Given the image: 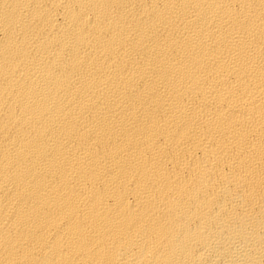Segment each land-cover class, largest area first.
<instances>
[{"label": "bare ground", "instance_id": "1", "mask_svg": "<svg viewBox=\"0 0 264 264\" xmlns=\"http://www.w3.org/2000/svg\"><path fill=\"white\" fill-rule=\"evenodd\" d=\"M0 264H264V0H0Z\"/></svg>", "mask_w": 264, "mask_h": 264}]
</instances>
